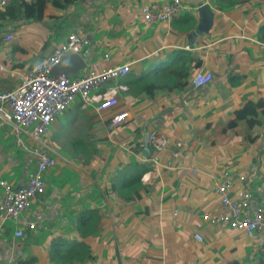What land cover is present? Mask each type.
<instances>
[{"label": "crops", "instance_id": "crops-1", "mask_svg": "<svg viewBox=\"0 0 264 264\" xmlns=\"http://www.w3.org/2000/svg\"><path fill=\"white\" fill-rule=\"evenodd\" d=\"M151 1L80 0L63 11L47 7L40 22L0 17V89L14 85L20 72L70 31L87 36L88 45L80 54L85 60L107 54L108 65L130 62L134 78L168 67L180 50L187 67L181 88L159 87L152 95H135L124 77L126 87L118 91L115 108L97 113L92 104L83 107L77 98L62 111L49 137L67 153L47 172L45 192L22 216L21 227L30 219L35 228L25 227L24 235L15 237L13 224L0 214V264L32 256V264H63L51 259L52 242L70 240L77 216L87 209L99 216L97 231L82 239L92 258L73 264H223L237 260L234 250L254 245L242 243V235L224 224L204 222L202 213L215 207V182L224 175L243 174L245 180L237 184L252 191L251 209L264 208V119L258 111L260 125L250 127L243 120L227 127L247 100L264 101V45L258 39L262 5L257 9L259 0H250L215 10L211 0H182L181 15L146 24L139 9ZM202 2L214 10V24L207 34L188 38ZM8 33L13 38L3 42ZM198 60L202 64L196 68ZM204 71L211 72L212 79L193 86L192 77ZM122 111L125 119L112 126L110 118ZM9 128L0 118V177L16 188L33 158L15 148ZM151 129L179 148L190 168L152 165V152L142 154L147 147L143 137ZM136 162L149 170L121 197L113 186ZM195 232L202 234V241L195 239ZM116 255L121 263L114 261Z\"/></svg>", "mask_w": 264, "mask_h": 264}, {"label": "built area", "instance_id": "built-area-1", "mask_svg": "<svg viewBox=\"0 0 264 264\" xmlns=\"http://www.w3.org/2000/svg\"><path fill=\"white\" fill-rule=\"evenodd\" d=\"M11 2L0 0V13ZM184 11L182 0H152L139 9L141 20L146 24L168 21ZM12 38L13 35L8 33L3 42ZM87 45L86 35L78 31L68 32L62 42L27 70L20 72L14 85L0 89V118L10 127L15 148L33 158L31 169L19 187L14 188L0 177V214L13 224L15 237H22L25 227L35 228L30 219L24 220V227H21L22 216L32 202L45 192L48 170L63 159L58 146L49 137L54 120L77 98L83 107L92 104L97 113L109 111L119 104L118 91L126 87L122 80L129 72L131 63L108 65L107 54L102 59L85 60L84 67L74 76L54 71L63 55L69 52L81 54ZM212 77L209 71L196 72L192 84L195 87L205 85ZM125 116V111L113 114L110 124L118 125ZM148 145L153 148L148 156L152 165H161L166 169L190 168L185 154L179 148L172 147L170 140L157 129L148 131ZM131 152L136 154L133 149ZM244 180L243 174L236 177L224 175L217 179L214 186L217 203L214 208L202 213V220L210 224H224L245 237H263L264 208L251 209L252 191L238 187ZM194 237L198 241L203 240L200 232H195ZM7 264L16 263L8 261Z\"/></svg>", "mask_w": 264, "mask_h": 264}, {"label": "trees", "instance_id": "trees-1", "mask_svg": "<svg viewBox=\"0 0 264 264\" xmlns=\"http://www.w3.org/2000/svg\"><path fill=\"white\" fill-rule=\"evenodd\" d=\"M80 0H13L10 6L1 12L0 17H7L13 21L24 19L26 21L40 22L44 17V10L47 7H51L60 11L65 10L70 5L75 4ZM250 0H211L215 10H224L236 5L249 2ZM256 8L262 5L261 21L259 26L258 39L264 45V0H259ZM190 21H185V25H189ZM177 58H173L170 61L168 67L157 68L152 74L143 73L139 78L131 76V72L126 74L125 81H127V87L129 91L135 93V95L145 92L148 95H152L153 91L159 87H165L172 89L174 87L181 88L185 84L182 79L187 75V67L182 62L184 59L183 50L178 51ZM202 64L201 60L196 62L195 67L198 68ZM165 79V80H164ZM264 119V101L262 99L247 100L238 109L234 111V116L231 118L227 127H236L241 121L245 120L250 127L260 125L261 122L257 119L259 114ZM133 167H130V172L122 173V180L113 189L116 190L122 197L123 192H131L139 185L140 175L149 170V167L143 163H134ZM99 216L96 214V210L87 209L83 210L77 216L76 230L73 232L70 240L63 238H57L52 242L51 259L63 263H83L87 259L92 258L91 248L82 239H90L97 231V223ZM35 257L32 256L28 260H19L17 264H32ZM256 260L255 264H264V248L262 245L258 250L254 251L245 261ZM223 264H240L238 260L232 258L227 260Z\"/></svg>", "mask_w": 264, "mask_h": 264}, {"label": "water", "instance_id": "water-1", "mask_svg": "<svg viewBox=\"0 0 264 264\" xmlns=\"http://www.w3.org/2000/svg\"><path fill=\"white\" fill-rule=\"evenodd\" d=\"M197 24L194 29L188 34V38L207 34L214 24V10L209 6L208 2H202L196 7ZM85 65V59L82 55L69 52L62 56L56 67L55 72H61L66 75L73 76L77 74ZM148 132L145 133L143 140L147 143ZM153 148L148 145L142 150L143 156L148 152H152Z\"/></svg>", "mask_w": 264, "mask_h": 264}, {"label": "rangeland", "instance_id": "rangeland-1", "mask_svg": "<svg viewBox=\"0 0 264 264\" xmlns=\"http://www.w3.org/2000/svg\"><path fill=\"white\" fill-rule=\"evenodd\" d=\"M10 139V138H9ZM61 153V155H65L67 152H63V151H59ZM74 157V156H73ZM77 159H79L80 157H76ZM49 171V170H48ZM45 180L47 182V176L45 175ZM47 188V186H46ZM242 239L240 241H242V243H244V241L249 242V241H254V245H250L249 248H241L240 250H234L233 252L236 254L235 256L237 257V260H239L240 264H255L256 260H251V261H245L246 258L249 257V255H251L254 251L258 250L259 247L262 245V247L264 248V236L261 237L259 235H255L254 237H241ZM117 251V249H116ZM117 254V252H116ZM119 256L116 255L114 261L121 263V261L119 260Z\"/></svg>", "mask_w": 264, "mask_h": 264}, {"label": "bare ground", "instance_id": "bare-ground-1", "mask_svg": "<svg viewBox=\"0 0 264 264\" xmlns=\"http://www.w3.org/2000/svg\"><path fill=\"white\" fill-rule=\"evenodd\" d=\"M74 76V75H73Z\"/></svg>", "mask_w": 264, "mask_h": 264}]
</instances>
